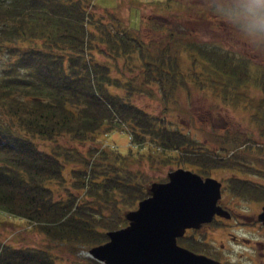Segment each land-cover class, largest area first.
I'll list each match as a JSON object with an SVG mask.
<instances>
[{
  "label": "trees",
  "instance_id": "16d2710c",
  "mask_svg": "<svg viewBox=\"0 0 264 264\" xmlns=\"http://www.w3.org/2000/svg\"><path fill=\"white\" fill-rule=\"evenodd\" d=\"M94 6L90 0H0V53L20 51L0 69V212L27 220L46 240L42 247L0 242V264H55L50 246L102 243L107 230L120 227L123 211L145 195L149 180L124 166L133 162V146H181L175 136L181 133L111 91L122 84L150 97L156 89L163 102L172 98L180 71L169 49L143 47L130 29L108 28ZM245 12L253 21L248 30H264L263 10ZM217 48L193 52L228 78L234 63ZM93 50L115 61L134 57L123 69L132 76L112 75ZM246 64L241 59L236 66L248 72ZM121 128L131 134L125 154L93 145L95 135ZM38 141L50 145L40 148ZM89 141L92 146L83 145ZM62 184L69 187L60 190Z\"/></svg>",
  "mask_w": 264,
  "mask_h": 264
},
{
  "label": "rangeland",
  "instance_id": "374dc122",
  "mask_svg": "<svg viewBox=\"0 0 264 264\" xmlns=\"http://www.w3.org/2000/svg\"><path fill=\"white\" fill-rule=\"evenodd\" d=\"M90 1L95 4L92 10L108 28L130 29V33L143 47L152 45L156 50L167 47L181 74L176 77L174 95L164 102L156 89V97H150L122 84L111 86L112 92L128 97L137 107L160 119V124L182 134V137L175 135L181 144L176 150L162 149L149 143L133 146V162L124 166L129 167L132 173L140 172L149 180L148 183L164 181L166 173L177 168L208 174L226 183L227 178L236 174L235 169L239 168L244 171L239 176L245 177L247 185H251L249 181H254L257 183L254 185L256 188L259 189L258 184L264 186V30H248L249 21L252 20L248 21L245 18L247 12L243 13L245 9L264 11V0ZM240 6L242 10H238ZM244 21H248V24H244ZM178 31L183 32L181 37L177 35ZM209 45H215L220 53L230 55L225 59L234 64L232 70L228 69L233 73L228 78L208 70L207 60L193 52L196 48ZM18 52L16 50L10 55L0 53V69L16 60ZM93 54L95 59L110 66L112 75L123 78L132 76L133 66L132 71L123 69L127 70L124 65H130V62L134 65V57L130 61L122 57L115 61L114 57H105L97 50H93ZM241 59L247 62L248 72L237 68L236 63L239 64ZM119 130L95 135L93 145L104 144L125 154L131 134L126 128ZM38 145L40 148H46L47 145L48 148L50 144L38 141ZM83 145L92 146V143L89 141ZM64 186L69 187L62 184L60 190ZM51 187L55 189L54 185ZM260 191L255 195L264 199V193ZM223 195L228 193L223 192ZM118 205L122 206L120 202ZM256 205L258 200L246 202V207L236 208L235 211L250 214V208ZM26 221L0 212V242L11 238L15 246L27 241L39 247L44 246L46 240L33 233ZM223 222L228 226L219 228L213 222L210 226L218 233L230 231L237 237L264 242L263 230L256 232L247 229L244 225L236 224L235 218ZM125 223L122 217L119 226ZM21 238L25 240L20 241ZM70 245L50 246L55 264H102L90 258L88 247ZM229 247L227 260L230 262L244 264L251 262L254 256L259 257V249H248L240 243H230Z\"/></svg>",
  "mask_w": 264,
  "mask_h": 264
},
{
  "label": "water",
  "instance_id": "95a60500",
  "mask_svg": "<svg viewBox=\"0 0 264 264\" xmlns=\"http://www.w3.org/2000/svg\"><path fill=\"white\" fill-rule=\"evenodd\" d=\"M219 182L183 168L166 173V180L150 182L147 196L133 210L123 212L126 225L105 232L107 240L87 250L102 264H221L175 244L186 228L210 222L214 214L228 217L216 202ZM264 226V204L257 215Z\"/></svg>",
  "mask_w": 264,
  "mask_h": 264
},
{
  "label": "flooded vegetation",
  "instance_id": "af4514ba",
  "mask_svg": "<svg viewBox=\"0 0 264 264\" xmlns=\"http://www.w3.org/2000/svg\"><path fill=\"white\" fill-rule=\"evenodd\" d=\"M235 170V173L238 175L234 174L227 178L226 183L224 180L215 179L208 174L196 173L202 179L211 177L219 182V198L216 204L228 212V217L214 214L210 222L202 223L196 228L184 229L182 234L175 238V244L191 253L205 256L206 258L217 261L221 264H241L227 260V252L230 250L229 244L231 243L234 245L240 243V245H243L245 248H255L260 250L259 257L255 258L254 256L250 259L251 262L244 264H264V242L254 238L237 237L230 231H221L218 233L216 229L210 226L213 222L216 225H219V228H223V226H228V224L223 221L235 218L236 224L238 225H244L245 228L254 229L256 232L264 231L262 222L257 218V215L261 212V207L264 204V199L257 198L255 195L259 190H261L260 193L263 194L264 186L258 184V189L254 186L257 184L254 181H249L251 185H247L245 177L239 176L240 174H243L244 171L239 168H236ZM223 192H227L228 195H223ZM256 200H258V205L250 208V211H252L250 214H243L235 211L236 208H243L242 206H245L246 202H253ZM236 224L234 223V226H236Z\"/></svg>",
  "mask_w": 264,
  "mask_h": 264
}]
</instances>
